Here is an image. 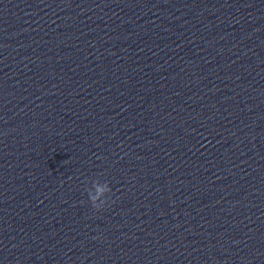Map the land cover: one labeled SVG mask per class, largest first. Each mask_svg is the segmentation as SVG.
<instances>
[{"label": "water", "instance_id": "95a60500", "mask_svg": "<svg viewBox=\"0 0 264 264\" xmlns=\"http://www.w3.org/2000/svg\"><path fill=\"white\" fill-rule=\"evenodd\" d=\"M0 264H264L249 0H0Z\"/></svg>", "mask_w": 264, "mask_h": 264}]
</instances>
